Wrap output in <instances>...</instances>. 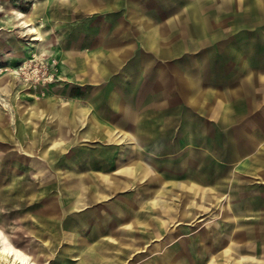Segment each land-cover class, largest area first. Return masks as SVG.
I'll return each mask as SVG.
<instances>
[{
  "label": "crops",
  "instance_id": "obj_1",
  "mask_svg": "<svg viewBox=\"0 0 264 264\" xmlns=\"http://www.w3.org/2000/svg\"><path fill=\"white\" fill-rule=\"evenodd\" d=\"M81 5L84 14L96 7L87 0ZM97 7L100 15H105L100 22L110 30L99 32L100 50L92 59L89 56L83 59V76H90L88 67H91L93 80L105 84L106 97L119 101L114 108V131L118 130V135L125 141L130 139L133 145L139 142L147 153L155 151L156 157H163L159 161H191L201 167L194 171V182L164 181L165 175L158 174L150 163L144 165L138 160L119 168L114 174H120L131 184L141 178L146 182L140 188L146 190L143 199L131 195L117 202L124 209L113 206L117 221L107 224L114 225L121 235L129 234L128 244L122 245V239L112 235L106 236L105 241H87L84 237L75 256L82 258L87 252L90 260L109 263L114 258L122 260L121 253L126 254L124 249H130L133 253L126 258L141 259L145 255L134 252L140 241L146 243L142 240L144 235L160 236L166 230H175L168 227L167 221L207 210L205 204L214 208L219 204V215L227 221L235 216L229 214L230 210L249 214L259 211V216L252 218L258 224L264 223V0H98ZM111 45L117 53L107 49ZM56 113L62 140L64 133L68 135L79 126L89 132L82 136L84 141L95 135L110 137L113 133L95 121V114H90L88 108L76 110L81 122L65 118L69 112ZM79 137L76 136L77 140ZM59 145L65 146L64 141ZM73 176L66 180L64 189L68 195L76 194L82 199L73 197L63 202L66 209L76 207L71 210L81 209L88 201H104L107 195L100 183L114 191L131 186L108 173H98L95 178ZM216 184L229 189L236 187L234 191L242 194L243 205L232 207L228 194L204 187ZM153 185L156 187L152 188ZM175 190L178 203H170L166 198ZM158 202L163 205L156 206ZM154 212L165 219L153 224L146 217ZM252 218L244 220L242 230L237 228L234 235L229 234L230 243L220 252L222 258H239L243 264L252 259L241 253L235 243L260 242L261 235H257L263 229L261 225L251 227ZM136 232L144 235L137 237ZM165 237L160 241L165 242ZM68 239L69 235H65V240ZM212 239L207 231L186 241L194 243L196 252L199 248L196 264H203L202 259H214L215 251L226 244L220 237ZM184 242L179 240L172 250L166 251L163 262L177 264ZM207 253H210L208 258ZM150 260L146 258L143 263Z\"/></svg>",
  "mask_w": 264,
  "mask_h": 264
},
{
  "label": "rangeland",
  "instance_id": "obj_2",
  "mask_svg": "<svg viewBox=\"0 0 264 264\" xmlns=\"http://www.w3.org/2000/svg\"><path fill=\"white\" fill-rule=\"evenodd\" d=\"M85 1L0 0V228L12 243L30 252L38 264H90L91 261L94 264H144L143 260L146 258H151L148 264H166L163 262L166 260L163 254L172 250L179 240L185 242L181 252H177L179 255L176 263L196 264L199 260V248L196 252L194 243L186 241L207 231H210L213 239L220 237L226 244L215 251L214 259H202L203 264H210L211 260L212 264H243V260L239 258H222L220 252L230 243L229 229L231 235H234L237 228L242 230L245 219L258 217L259 211L249 214L242 210H230L229 214L235 216L227 221L219 215V204L216 208L205 204L207 210L198 214L191 213L190 217H178V222L167 221L168 227L172 226L175 230H166L160 236L157 233L153 237L146 234L147 237L136 232L137 237L144 235L142 240L146 241H140L135 246L137 250L134 254L145 255L141 259L126 258L128 253H133L130 249H124L127 253L122 252V260L114 258L109 263L107 260H90L87 252L82 258L75 256L76 248L82 245L84 237L87 241H105L106 236L112 235L122 239V245L128 244L129 234L122 236L120 230L113 228L114 225L107 224L116 221L113 206L124 209L123 204L117 205V202H123L131 195L143 199L142 195L146 190L142 191L140 188L146 182L141 178L131 184L127 179L121 178L120 174H114L119 168L138 160L144 165L150 163L158 174L165 175V181H193L194 171L198 166L201 167V164L191 161H159L163 157H156L155 151L154 154L147 153L141 147L133 145L130 139L125 141L118 135V130L114 131V107L112 98L106 97L105 84L93 80L91 67H88L90 76H83L82 68L83 59H87V56L92 59L100 50L99 32L105 33L110 28L100 22L105 15H100L98 0H87L96 5L87 14L81 8V3ZM16 12L31 19L42 32L43 42L39 48H33L29 40L32 37L25 35L24 29L16 27L12 20V13ZM103 40L105 41V37ZM101 48L105 54L104 47ZM80 108H88L90 114H95V120L113 130L110 137L109 134H104L103 137L95 135L84 141L82 136L89 132L84 130V126H79L68 135L64 133L65 138L62 140L56 112H69L64 115L65 118L81 122V119H77L79 116L75 115ZM78 135L82 136L77 140ZM62 141L65 143L63 147L59 145ZM68 143L69 146L66 145ZM174 158L170 157L172 160ZM98 173L111 174L131 186L114 191L100 183V188L107 195L105 200L102 199L104 201H88L81 209H66L63 202H69L73 197L74 200L82 199V196H70L66 193V180L73 175L95 178ZM154 187L156 186L153 185L152 188ZM204 187L216 188L223 195L228 194L232 207L243 205L242 194L234 191L236 187L229 189L217 184ZM176 193L177 190L170 193L166 200L178 203ZM234 195L235 199L232 198ZM158 203V207L163 205V202ZM146 219L156 224L157 220L165 218L154 212ZM250 222L251 227L262 226L263 230L257 236L261 235L259 239L263 242L235 243L241 253L252 258L246 260L247 264H264V223L258 224L255 218L250 219ZM65 235H69V241L65 240ZM172 236L177 238L171 240ZM163 237L165 242L160 241ZM118 249H115L116 253H121ZM108 255L113 256V253ZM209 255L207 253L206 257Z\"/></svg>",
  "mask_w": 264,
  "mask_h": 264
},
{
  "label": "bare ground",
  "instance_id": "obj_3",
  "mask_svg": "<svg viewBox=\"0 0 264 264\" xmlns=\"http://www.w3.org/2000/svg\"><path fill=\"white\" fill-rule=\"evenodd\" d=\"M12 20L16 23L17 28H21L25 30V35H28L32 37V39H29L31 41V46L33 48H39L41 43L43 42V35L42 32L36 28L34 22L31 19H26L25 15L21 12L12 13ZM45 48V47H44ZM107 49H109L112 52H118L114 45L107 46ZM39 51V50H38ZM39 54V53H38ZM37 57V55H35ZM117 57H115V62H117ZM25 60V59H24ZM101 61V60H100ZM100 66V65H99ZM116 64L112 69H115ZM99 69V68H98ZM101 69V68H100ZM111 69V68H110ZM103 73V72H102ZM38 75V74H36ZM25 76V75H24ZM26 77V76H25ZM34 77V76H33ZM64 80V79H63ZM30 94V93H29ZM112 98V104L114 108H117L120 104L117 99ZM33 100V99H32ZM115 102V103H114ZM72 106V105H71ZM23 107V106H22ZM79 107V106H78ZM16 111V110H15ZM70 115V114H69ZM2 119V118H1ZM15 121V120H14ZM69 121V120H68ZM88 121V120H87ZM96 121V120H95ZM99 123V122H98ZM42 124V123H41ZM9 127V126H8ZM93 128V127H92ZM95 129V128H94ZM82 132V131H81ZM80 132V133H81ZM130 132V131H128ZM123 134V133H122ZM131 134V132H130ZM133 134V133H132ZM83 135V134H82ZM81 135V136H82ZM85 136V135H84ZM86 138V137H85ZM44 140V139H43ZM71 141V140H70ZM42 142V141H41ZM50 144V143H49ZM138 147H142L139 142H136L135 144ZM62 147V146H61ZM45 151V150H44ZM39 152V151H38ZM48 153V152H47ZM47 158V157H46ZM94 180V179H93ZM165 181V180H164ZM197 186V185H196ZM63 187V186H62ZM64 190V189H63ZM68 199V198H67ZM134 203V202H133ZM129 204V202L127 203ZM63 208V207H62ZM71 209H76L74 208ZM157 211V210H156ZM117 221V220H116ZM160 221V220H159ZM116 223V222H115ZM167 224V223H166ZM167 229V228H166ZM142 230V229H140ZM143 231V230H142ZM127 234V233H126ZM231 234V232H230ZM199 235V234H198ZM144 237V236H143ZM197 238H195L196 240ZM213 240V239H212ZM213 242V241H212ZM102 245V243H101ZM118 245V244H117ZM99 247V246H98ZM117 247V246H116ZM196 247V246H195ZM208 247V246H207ZM121 249V248H120ZM101 250V249H100ZM106 250V249H104ZM211 252V251H210ZM212 253V252H211ZM122 254V253H121ZM129 254V253H128ZM167 254V253H165ZM132 257V256H131ZM203 263V262H202ZM0 264H37V262L33 259L32 255L27 252L26 250L16 246L14 243H12L8 235L0 228Z\"/></svg>",
  "mask_w": 264,
  "mask_h": 264
}]
</instances>
